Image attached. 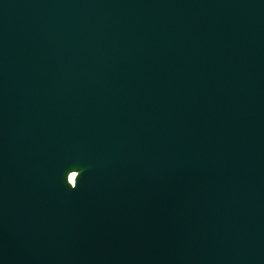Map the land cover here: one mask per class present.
I'll list each match as a JSON object with an SVG mask.
<instances>
[{
  "label": "water",
  "instance_id": "1",
  "mask_svg": "<svg viewBox=\"0 0 264 264\" xmlns=\"http://www.w3.org/2000/svg\"><path fill=\"white\" fill-rule=\"evenodd\" d=\"M0 264H264V0H0Z\"/></svg>",
  "mask_w": 264,
  "mask_h": 264
},
{
  "label": "clouds",
  "instance_id": "2",
  "mask_svg": "<svg viewBox=\"0 0 264 264\" xmlns=\"http://www.w3.org/2000/svg\"><path fill=\"white\" fill-rule=\"evenodd\" d=\"M70 171H78L79 173H80V175H79V177H78V179H77V184H76V186L75 187H71V186H69L68 185V183H67V176H68V173L70 172ZM81 169H79V168H77V167H73L71 170H69L68 172H67V174H66V184L70 187V189H72V190H75V189H77L78 188V186H79V182H80V177H81Z\"/></svg>",
  "mask_w": 264,
  "mask_h": 264
}]
</instances>
